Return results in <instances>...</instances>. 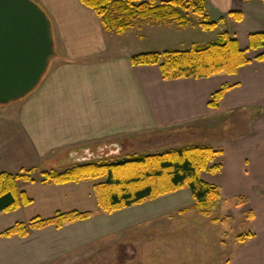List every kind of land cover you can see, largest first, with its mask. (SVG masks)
Returning a JSON list of instances; mask_svg holds the SVG:
<instances>
[{
    "label": "crops",
    "instance_id": "obj_1",
    "mask_svg": "<svg viewBox=\"0 0 264 264\" xmlns=\"http://www.w3.org/2000/svg\"><path fill=\"white\" fill-rule=\"evenodd\" d=\"M36 1L52 19L57 54L34 91L0 105V173L32 169L35 178L18 181L32 202L0 214V264H264V60L257 59L264 48L251 49L249 39L264 31V0H206L211 19L227 16L226 30L251 62L235 74L174 80L164 79L159 65H133L131 57L160 51L163 34L189 26L138 20L126 32L140 35L127 42L81 0ZM232 11L243 18L228 17ZM224 84L234 86L212 107ZM188 122L205 132L192 144L222 150L221 169L202 178L220 188L213 211L226 216L203 214L189 187L107 213L95 193L104 177L42 182L45 171L112 163L135 135L142 134L140 142L148 131ZM240 196L248 201L238 204ZM75 210L94 216L27 237L1 234L18 221Z\"/></svg>",
    "mask_w": 264,
    "mask_h": 264
},
{
    "label": "trees",
    "instance_id": "obj_2",
    "mask_svg": "<svg viewBox=\"0 0 264 264\" xmlns=\"http://www.w3.org/2000/svg\"><path fill=\"white\" fill-rule=\"evenodd\" d=\"M92 8L102 19L106 30L123 34L139 19L170 21L180 26L192 24L190 14L200 17L199 26L205 31H214L226 23L227 16L211 19L206 0H81ZM228 17L236 20L243 18L241 11H232ZM250 48H264V31L253 32L249 36ZM264 60V53L257 56ZM133 65H159L162 77L166 80L180 78H205L219 73L235 74L242 66L251 62L247 49L240 46L237 37L228 30L218 33L216 39L205 45H192L189 49H166L134 54ZM224 84L210 100L217 107L224 94L232 88ZM222 150L212 145L188 144L166 150L163 153H135L112 163L90 162L75 164L65 171H45L43 183L81 182L88 179L106 178L95 186L99 208L112 213L123 208L142 204L162 195L189 187L196 206L208 216L222 197L220 188L202 178V173H215L221 165L215 163ZM32 169L25 172L0 173V214L11 212L26 206L32 199L20 190L18 181H35ZM248 201L240 196L238 204ZM94 216L92 211L58 212L48 218H34L30 221H18L5 229L4 237L28 236L33 230L50 225L62 228L66 223L82 221ZM252 214H250V217ZM214 221L220 218L213 217ZM253 233L238 236L245 240Z\"/></svg>",
    "mask_w": 264,
    "mask_h": 264
},
{
    "label": "water",
    "instance_id": "obj_3",
    "mask_svg": "<svg viewBox=\"0 0 264 264\" xmlns=\"http://www.w3.org/2000/svg\"><path fill=\"white\" fill-rule=\"evenodd\" d=\"M53 22L36 0H0V105L28 96L56 56Z\"/></svg>",
    "mask_w": 264,
    "mask_h": 264
},
{
    "label": "rangeland",
    "instance_id": "obj_4",
    "mask_svg": "<svg viewBox=\"0 0 264 264\" xmlns=\"http://www.w3.org/2000/svg\"><path fill=\"white\" fill-rule=\"evenodd\" d=\"M190 19L192 21V24L189 25V27L181 29V32H166L165 34H163V38L160 37V41L163 39V42L161 43H163L162 45H164L163 47L161 46L162 48L161 47L159 48L160 51H164L166 49L183 50V49H189L190 47H192V45H205L208 42L216 39L219 32L229 29L228 26L225 24L214 31L213 30L205 31L199 26H195V25H194L195 27L193 26V24L199 22L200 20L199 16L190 14ZM139 21L143 22L142 19H139ZM177 26L180 25L175 23V27ZM165 27L170 28V25L168 23H165ZM124 33L127 36L126 37L127 42H130L129 40L130 38L133 40L138 35H140V32H124ZM195 126H196L195 124L193 123L191 124L188 122L171 128L166 127L165 129L160 131H148V133L143 134L145 136L148 135V137L140 142L137 139V137H140V135L142 134L137 136L135 135L134 138L132 139V143L125 141V145H124L125 148L123 147L122 149H120L119 151L120 155L117 156L118 158L117 160H122L127 156L130 157L135 153H163L166 150L192 144L193 141H195V139L198 140L197 138L203 139V136L205 134V132L203 131L202 134L197 133L198 131L195 129ZM214 131H216V128H214ZM215 163L220 165V163L216 162V160ZM230 202H232V199L229 200L227 204L224 203L223 208L226 207L228 204H230ZM213 212L220 217L226 216V214L224 213L225 210H223L222 208L216 209ZM226 227L227 225L226 226L222 225L223 229H225ZM122 263L123 261L118 262V264H122Z\"/></svg>",
    "mask_w": 264,
    "mask_h": 264
}]
</instances>
